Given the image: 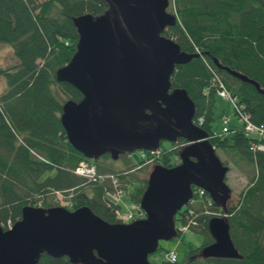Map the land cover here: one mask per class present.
I'll return each instance as SVG.
<instances>
[{"label": "trees", "instance_id": "trees-1", "mask_svg": "<svg viewBox=\"0 0 264 264\" xmlns=\"http://www.w3.org/2000/svg\"><path fill=\"white\" fill-rule=\"evenodd\" d=\"M172 6L175 14L170 13L176 15V24L168 27L164 35L173 39L180 51L196 56L175 67L171 86L186 90L195 106L193 122L208 133L216 154L224 151L234 166L244 163L253 172L236 200L230 199L227 204L230 234L240 257L200 255L201 249L213 242L207 222L212 216L221 215L222 210L211 203L206 192L200 194L193 187L192 201L177 213L175 220L185 230L199 233L202 241L198 246L186 243L175 262L165 257L172 250L159 247L165 253L160 264H264V151L250 150L257 140L254 135H245L243 124L240 128H228L227 133L213 130L218 96L212 82V77L221 79L236 98L239 109L233 111L238 118L247 114L252 122L264 126V94L214 64L217 60L264 90V0H173ZM105 8L100 0H0V48L9 46L15 59L9 66H0V77L6 85L0 93L3 229L8 221L14 224L21 218L25 206L45 209L59 206L56 199H48L56 193L68 198L64 207L69 210L88 206L107 222H122L117 215L121 204L113 197L115 188L111 182H92L75 174L81 161L93 163L99 173L114 174L122 195L133 204L139 203L147 179L131 181L114 165L122 161L126 168L133 169L143 162L140 154L122 155L117 160L108 154L98 159L85 158L67 141L60 121L64 102H78L82 98L72 85L58 82L55 77L76 48L78 35L73 18L84 13L96 15ZM186 144L180 139L169 148L161 145L154 162L165 167L177 165L178 152ZM123 179L126 181L122 183ZM196 255L199 260L192 257ZM37 264L72 263L65 256L42 254Z\"/></svg>", "mask_w": 264, "mask_h": 264}, {"label": "water", "instance_id": "water-1", "mask_svg": "<svg viewBox=\"0 0 264 264\" xmlns=\"http://www.w3.org/2000/svg\"><path fill=\"white\" fill-rule=\"evenodd\" d=\"M105 10L73 18L78 40L70 60L55 77L77 89L82 98L67 100L60 121L67 141L85 158L108 154L117 160L136 151H156L163 141L187 142L172 167L155 164L139 205L145 217L110 223L88 206H25L11 228L0 227V264H37L42 254L67 257L72 264H153L160 241L178 236L176 214L205 191L222 215L212 216L207 229L213 242L203 258H238L228 218L232 190L225 165L208 133L193 122L195 106L186 90L171 86L177 65L196 55L180 51L164 35L176 24L167 11L169 0H100ZM244 83H258L221 66Z\"/></svg>", "mask_w": 264, "mask_h": 264}, {"label": "rangeland", "instance_id": "rangeland-1", "mask_svg": "<svg viewBox=\"0 0 264 264\" xmlns=\"http://www.w3.org/2000/svg\"><path fill=\"white\" fill-rule=\"evenodd\" d=\"M170 2L173 5V0H169V12H174L175 9L172 5H170ZM15 62V59L12 54V50L9 46L4 45L0 48V66L6 67ZM5 80L3 77H0V93L5 88ZM214 122H213V130L216 133H221V130L224 126H227L228 128H240L242 127V122L239 120L237 115L234 114L233 106L228 103L227 100L221 99L219 97H216L215 102V109H214ZM162 147L169 148L171 146V143L167 141L162 142ZM182 148V147H181ZM180 148V149H181ZM217 155L219 156L220 160L227 162L229 166V171L226 176V183L229 185V187L232 190V196L231 200L234 202L236 200L235 196L237 193L247 184L248 181V175L253 172V169L250 166L245 167L246 165L243 163L239 166H234L232 162L230 161V158L226 156L224 151H217ZM132 157L130 156V159ZM92 164V163H90ZM156 163L154 161L147 162L146 160L142 163L136 164L133 169L126 168V165L122 161H117L114 165L117 170H121L122 172H125V174L128 175L129 179L131 181L138 180L139 178L147 179L150 170ZM103 175L106 176H112L116 179L117 182H119L118 177H116L112 173H104ZM126 180L123 179L122 183ZM49 200H57L59 206H66L68 202V198H65V195L63 194H52L48 196ZM122 207L120 214L125 215L128 211L130 206L129 200L125 197H122ZM125 202V203H124ZM131 203V202H130ZM217 213V212H215ZM216 215V214H215ZM202 236L199 233H195L191 230H185L181 236H178L172 240L169 241H160L159 247L164 248L165 250H175L176 254L179 256L183 253L185 250L186 243L191 242L195 246L200 245L202 241ZM165 253L162 250H157L154 254L149 255L150 261H152L154 264H160L163 256ZM166 257V255H165ZM164 257V258H165ZM167 258V257H166ZM196 260L198 258H195ZM199 260V259H198Z\"/></svg>", "mask_w": 264, "mask_h": 264}, {"label": "built area", "instance_id": "built-area-1", "mask_svg": "<svg viewBox=\"0 0 264 264\" xmlns=\"http://www.w3.org/2000/svg\"><path fill=\"white\" fill-rule=\"evenodd\" d=\"M212 82L216 86L217 96L220 97L221 99L227 100L228 103L233 106V109L238 110L239 107H238L236 98L231 95V93L226 88L223 81L221 79L212 77ZM239 120L243 124V131H244L245 135H247V136L254 135L256 137L257 141H254V143H252V145H250V150L251 151H258V150L264 151V126L258 125L256 123L252 122L250 120V116L247 114L240 115ZM227 132H229V129L227 126H224L221 130V133H227ZM158 153H159V151H154V152H151V155L152 156L157 155ZM141 157L146 158L147 157L146 153L142 152ZM146 161L148 163L153 161V157L146 158ZM74 173L77 175H80L82 177H85L89 181H92V182L104 181L106 179H109L115 188L114 197L117 200H121L122 191L117 188L118 182L116 181V179L112 176H106L103 174H99L96 170V167L93 164H90L86 161H81L78 164V166L75 168ZM199 193L203 194L204 191L200 190ZM142 216H143L142 209L136 205L130 206L129 211L125 215H121L119 213V217L123 221H130L133 219L140 218ZM11 226H12V223L10 221H8L6 226H4V228L9 229V228H11ZM179 227H180L181 232H183L185 230V227H183L181 225ZM166 257H167L166 259L169 260L170 262H175L177 259V255H176V252L174 250L168 252L166 254Z\"/></svg>", "mask_w": 264, "mask_h": 264}, {"label": "flooded vegetation", "instance_id": "flooded-vegetation-1", "mask_svg": "<svg viewBox=\"0 0 264 264\" xmlns=\"http://www.w3.org/2000/svg\"><path fill=\"white\" fill-rule=\"evenodd\" d=\"M158 248H159V247H158ZM157 250H158V249H157ZM192 257H194V259H195V258H197V255H196V256H192Z\"/></svg>", "mask_w": 264, "mask_h": 264}]
</instances>
